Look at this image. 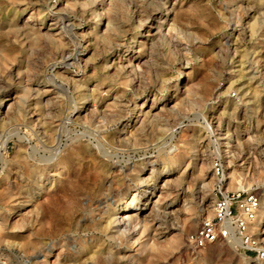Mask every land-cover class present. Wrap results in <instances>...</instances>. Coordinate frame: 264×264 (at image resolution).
<instances>
[{"label": "rangeland", "instance_id": "rangeland-1", "mask_svg": "<svg viewBox=\"0 0 264 264\" xmlns=\"http://www.w3.org/2000/svg\"><path fill=\"white\" fill-rule=\"evenodd\" d=\"M51 1L0 0V142L8 140L6 148L0 145V186L4 181L9 185L0 187V264H59L64 255L75 254L76 246L72 244L80 240L87 247L102 249L101 255L90 260L94 264H264V258H257L255 253L244 255L237 250L235 242L216 241L196 249L186 241L198 222L212 215L217 183L212 168L215 159L223 167L220 180L228 171L242 173L240 183L227 179L223 187L257 190L264 210V9L254 13L247 9L257 7L258 0H113L111 5L104 0L100 7L92 3L94 0H69L73 4L85 2L84 8L91 12L82 14L74 6H59L60 12L68 13L70 23L76 25L73 42L63 45L39 34L48 30L53 19L47 6ZM140 4L162 13L161 18H155L150 28L153 36L148 40L146 23L138 21ZM100 12L111 20L114 30L102 25ZM252 24L256 27L250 36ZM170 28L173 33L167 31ZM103 34L111 39H104ZM140 42L143 44L138 48ZM64 49H76L77 60L58 63ZM137 49L143 54L139 71L123 73L117 62L112 68L116 54L125 58ZM240 55L246 62L244 77L238 74L236 61ZM54 88L61 91L55 93ZM36 89L52 91L34 105L39 100H33ZM84 104L91 107L75 113ZM140 105L147 112L146 121L135 125L132 115ZM55 120H60L61 127L58 131L54 128L45 140L38 130ZM127 130H131L132 140L124 141L121 136L118 142L120 132ZM75 145L90 146L93 154H105V159L116 164V170L111 169L118 180L106 183L108 187L100 188V192L116 193L119 203L136 193L141 196L147 186H142L140 179L126 180L130 187L121 192L125 165L163 163L159 167L165 165L170 170L169 179L178 199H171L164 190L153 201L161 197L166 209L155 204L145 207L143 201L133 208L141 218L154 217L153 228L159 231L166 230L171 208H188L190 219L183 225L180 243L170 239L172 232L149 239L151 242L142 238L131 246L140 236L139 225L133 241L118 234L107 240L95 226L99 210L90 201L93 197L89 187H52L49 179L42 190H36L37 207L30 205L33 202H24L26 188L33 191L32 187H21L31 179V170L47 171L45 166L64 158ZM174 153L179 156L169 160ZM69 158L63 159L65 172L73 184L78 179L82 183L92 169L88 155ZM151 166L140 167V177L148 175ZM161 175L157 184L166 187V174ZM141 206L145 209L140 211ZM68 216L74 218L73 226L67 224ZM170 221L173 227H180L181 220ZM256 221L253 233L258 246L264 249V213H259Z\"/></svg>", "mask_w": 264, "mask_h": 264}, {"label": "bare ground", "instance_id": "bare-ground-1", "mask_svg": "<svg viewBox=\"0 0 264 264\" xmlns=\"http://www.w3.org/2000/svg\"><path fill=\"white\" fill-rule=\"evenodd\" d=\"M101 2V3H100ZM104 2V0H100V1H97V0H94L92 1V3L95 4V6H98L100 7L99 5H102ZM113 2V0H107V5H111ZM153 2V1H152ZM155 2V1H154ZM158 2V0L156 1ZM76 4V5H75ZM75 4L73 3H70L69 0H53L49 3L48 6V10L52 12V15H53V19L51 21V23L49 24V28L48 30L44 33H39L40 35H42V37H45V39L49 40L51 43H54V44H60V45H63V44H69L70 42L72 43L73 42V28L76 27V25H74L73 23H70V20H72L71 16L66 13V12H60V8L59 6L63 5L65 7H68L69 9H73V6H74V10H77V12H81L82 14H88L90 13L91 11L89 10H86L84 8V5H85V2H80V1H75ZM129 4V3H128ZM132 4V3H131ZM258 6L257 7H253V6H250L248 7V12H257L258 10H263L264 9V0H258L257 3ZM137 3H135V7H136ZM251 5V4H250ZM77 6V7H76ZM147 5H144V4H140L138 7H139V12H138V17L140 18V20L138 21H142L144 23H146V30H145V38L148 40V39H151V31H150V28H152V26L154 25L155 23V18H161L162 16V13L160 10H156V9H149L146 7ZM150 7V6H149ZM95 8V7H94ZM229 8V7H228ZM137 9V8H136ZM63 10V9H62ZM101 11V10H100ZM73 12V11H72ZM95 12V11H94ZM226 12V11H225ZM261 12V11H260ZM35 13V12H34ZM75 13V12H74ZM72 14V13H70ZM81 14V15H82ZM105 14L102 12L98 13V16H99V20H101L102 18H104ZM143 16H147L145 20H143ZM80 17V16H79ZM167 17V16H166ZM138 18V19H139ZM43 22V21H41ZM172 23V22H171ZM258 23V22H257ZM106 24V28L107 29H112L114 30V25H112L113 23L111 22V20L108 18V17H105L104 18V22L102 25H105ZM143 25V23H141ZM139 25V23H138ZM169 27V26H168ZM254 24L250 25V28L248 30V32L250 33V36H252L254 34ZM53 29V30H52ZM173 29V28H172ZM172 29L170 28L169 30L167 29V31H172ZM55 31V32H54ZM175 31V30H174ZM1 32V31H0ZM177 32V31H176ZM82 33V32H81ZM67 34V35H66ZM167 34V33H166ZM175 34V33H174ZM103 35H106V34H103ZM164 35V33H163ZM113 36V35H112ZM144 36V35H143ZM161 36V35H160ZM167 36V35H166ZM175 37V36H174ZM172 37V38H174ZM72 38V39H71ZM104 39H111V37H109L108 35L104 36ZM175 39V38H174ZM179 40V39H178ZM140 41V40H139ZM145 41V40H143ZM141 41V42H143ZM137 43V47L140 48L141 45L144 43ZM146 43V42H145ZM117 45V44H116ZM69 47V46H68ZM73 47H75V45H73ZM72 49V47H71ZM74 49V48H73ZM238 49V48H237ZM76 50V49H75ZM74 50V51H75ZM31 51V50H30ZM67 52L66 49L62 50L61 53H60V57H61V60L58 62V63H66L68 64V61L69 60H77V55H76V52ZM133 51V50H132ZM56 54V53H54ZM123 55V54H122ZM239 55V54H238ZM257 55V54H256ZM116 56L118 58H115L113 60V66L112 68L115 66V63L116 64H119L117 67L119 68V70L121 69V71L123 73H126V74H131V73H134L135 71H139L141 69V60L143 58V54L141 52L140 49H137L136 51H133V52H130L129 54L126 55L125 58H123V56H120V54H116ZM244 55H240L238 58V60L236 62L239 63V67H240V70H239V76L240 77H244L243 76V70H244V61H243V58ZM60 59V58H59ZM205 59V58H204ZM65 64V65H66ZM246 67V66H245ZM7 70V69H6ZM30 70V69H29ZM118 71V70H117ZM5 73V72H4ZM11 73V72H10ZM253 73V72H252ZM3 74V73H2ZM1 74V75H2ZM4 75V74H3ZM6 77V75H5ZM4 77V78H5ZM247 77V76H245ZM3 78V79H4ZM1 79V78H0ZM245 79V78H244ZM156 81V80H155ZM2 82V81H1ZM53 82V81H52ZM253 82V81H252ZM256 82V81H255ZM258 82V81H257ZM3 83V82H2ZM1 83V84H2ZM247 83V81L245 82ZM244 83V84H245ZM26 85V84H25ZM4 86V85H3ZM54 86V85H53ZM58 86H61V85H58ZM80 86V85H79ZM1 87V86H0ZM36 87V86H35ZM56 87V86H55ZM208 87V86H207ZM34 90V89H33ZM53 90H56V88H54ZM250 90V88H249ZM52 90H42V89H36V95L35 97H33V100L37 99L38 97V101H34V105L36 104H40L43 100L44 97H46ZM61 91V89L57 88L56 92L55 93H59ZM22 94V93H21ZM32 94V93H31ZM34 94V93H33ZM88 95V94H87ZM18 97V96H16ZM27 97V96H26ZM58 97V96H57ZM253 97V96H252ZM249 98V97H248ZM22 98H20L21 100ZM247 99V98H245ZM16 100V99H15ZM32 100V101H33ZM16 102V101H15ZM22 102V101H21ZM135 102V101H134ZM124 103V102H123ZM122 103V104H123ZM89 107H91L90 104H84L80 107H77L76 110H75V113H78L82 110H88ZM120 107V106H119ZM143 105H140L138 106V108L136 109L135 112H133V123L136 125L137 123L139 122H144L146 121L145 118L147 116V112L144 111L143 109ZM22 108V107H21ZM107 108V107H106ZM125 108V107H123ZM19 109V108H18ZM47 109V108H46ZM55 109V108H54ZM122 109V108H121ZM21 110V109H20ZM31 110V109H30ZM52 110V109H51ZM123 110V109H122ZM23 112V111H22ZM32 112V111H31ZM223 113V112H222ZM107 114V113H106ZM109 114V113H108ZM23 117L25 116L24 113H22ZM36 115V114H35ZM7 117V116H6ZM30 118H32V116H30ZM218 118V117H217ZM29 119V118H28ZM58 119V118H57ZM25 120V119H24ZM34 121V120H33ZM49 121V119H48ZM84 123V122H83ZM133 123L131 124V126H133ZM48 126V125H47ZM37 127V126H36ZM61 127V122L60 120H55L53 121V123L51 125H49L48 127H45V128H40L38 131L39 133L42 135V137L47 140L49 138V136L51 135V132L54 131V128L56 131H58ZM136 127V126H135ZM39 128V127H38ZM55 136V135H54ZM121 136L124 137V141L125 140H132L131 136H132V133H131V130H127V131H124V132H120V134L118 135L117 139H119ZM59 137V136H58ZM123 139V138H122ZM118 142H120V139L117 140ZM128 142V141H127ZM8 144V140L5 139L4 141L0 142V145L3 147V148H6ZM122 144V143H121ZM112 146V145H111ZM1 147V148H2ZM47 147V146H46ZM90 147V146H89ZM87 147L85 145V147L81 146V145H75L71 148L70 151H67L66 152V155L64 158H60L58 160H56L55 162H53V164H48L47 166H45V168L47 167L48 169H46L47 171L45 172H42L40 173L39 171H36L35 169H32L31 172L33 173L32 174V177L31 179H28L27 181H24V183L22 184L21 187H32L33 188V191L30 193L28 192V188H26V193H25V197L27 198L26 200H23L24 202H33L32 204L30 203V205H33L35 207H37V205L39 204V200L35 197V193H36V190L38 189H41V187H45V182L48 181L49 179H52V187H89L87 189H89V195L91 197H93L92 199H90V201L95 205L94 209L95 210H99L96 215H95V218H94V222L96 223V227L98 230H101L104 232V234L106 235V239L107 240H112L114 238V234H118L119 237H123L125 238L127 241H129L130 239H134V232L135 230L137 229V226L139 225V231H140V236L139 238L137 239H134L133 242H131V246H135V243L137 242V244L140 243L141 239L142 238H145L146 237V241L149 240V239H152V238H156L158 237L159 235L161 234H164V233H172L171 234V237L170 239L171 240H174L176 241L178 244L181 241L180 238L182 237V234H181V231H182V228H183V225L185 222H187L190 218V216L187 217V215L189 214V211L188 208H183L180 210H175L173 208H171L170 210V213H169V219H167V224L164 229H166L165 231H159L157 229V227L153 228L155 225H156V222H154V217H149L150 219L146 218V217H140V214L139 211L138 212H135L137 208H133L135 205H138L139 204V201H143L142 205L145 206V207H148L150 208L149 206L151 204H155L157 205L158 207L157 208H165V204L163 202H161L159 199L161 198H158L156 201H153L154 198H156L158 196V194L160 192H163L164 190H167L168 194L167 196H170L171 199H175L177 200L178 198L176 197L177 194L174 193L175 192V189H174V183L173 181H171L169 179V174H170V170H167L166 166L164 165L163 168L161 169L159 167L160 164H163L161 162H158V161H153V162H142V163H139V164H133L132 166H129V165H125V171H124V175L121 177V179L123 180L122 182V187L121 188V192L123 191H126L129 189L130 185L129 184H126V180H139L141 181V185L144 186V185H147L145 188L142 189V194L141 196L138 197V194H133L132 197L130 198L129 196L125 197L126 200H122V202L119 203L118 201V198H115L116 197V193L112 194L111 191H106L105 193L103 192H100V188H105V187H108V184L106 183H112V181H117V177H116V173L113 169H111V167H116V164L108 161L107 159H105L104 156H106L105 154H102L100 155L101 153H92L90 148ZM177 148V147H176ZM176 148H174L173 150H175ZM181 149V148H180ZM82 154H87L88 155V161L91 162V166H92V169L91 171H89V173L86 175L83 171H80L83 172L86 176L84 178V182L82 181V183L80 182L81 180L78 179V183H75L73 184V182L69 179L71 176L70 175H67V173L65 172V169H66V163L64 164L63 162V159H67L69 158L71 160V157L73 156H81ZM96 154V155H95ZM178 154L174 153L173 155L169 156V160L175 158ZM183 155V154H182ZM84 156V155H83ZM111 156V155H110ZM179 156V155H178ZM52 157V156H51ZM85 158V156H84ZM85 159V160H86ZM174 160V159H173ZM184 160V159H183ZM86 161V162H88ZM161 161V160H160ZM78 162V161H76ZM80 162V161H79ZM163 162V161H162ZM168 162V161H167ZM166 162V163H167ZM170 162V161H169ZM168 162V163H169ZM46 163V162H45ZM81 163V162H80ZM76 164H79V163H76ZM179 164V163H178ZM74 165V164H72ZM118 165V164H117ZM146 165H152L151 166V170L148 172V175L146 174L145 177H140L141 174H138V169L142 166H146ZM79 166V165H78ZM86 166V165H85ZM38 167V166H37ZM71 167V166H69ZM35 168V167H34ZM74 168V167H73ZM82 168V167H81ZM88 168V167H87ZM232 168V166H227V169H230ZM68 169V168H67ZM202 169V168H201ZM116 170V169H115ZM140 170V169H139ZM142 170V169H141ZM194 170H197V168H195ZM68 171V170H67ZM86 171V170H85ZM198 171H201V170H198ZM77 172V171H76ZM79 172V171H78ZM80 172V173H81ZM69 173V172H68ZM72 173V172H71ZM161 173H164L166 174V177L164 178V181L166 182V187L164 186H161V184L159 185V183L157 184V182H159V178L162 176ZM82 174V173H81ZM193 174V173H192ZM228 175L224 174L223 175V178L225 180L228 179L229 180H232V182H236V183H240L242 181V173L241 172H237L236 170H232V171H228L227 172ZM106 176L107 179H105V185L104 184V181L102 182V178L103 176ZM82 176V175H81ZM80 176V177H81ZM192 176V175H191ZM198 176L199 174L197 175V179H198ZM72 177H75V176H72ZM77 177V176H76ZM215 177V175H214ZM30 178V177H29ZM79 178V176L77 177ZM116 178V179H115ZM76 179V178H75ZM195 179V178H194ZM74 180V179H73ZM173 180V179H172ZM197 181V180H196ZM76 182V181H75ZM230 181V183H232ZM50 183V185H51ZM229 183V182H228ZM229 185V184H228ZM1 186L2 187H9L8 184L2 182L1 183ZM0 186V187H1ZM137 186V185H136ZM49 187V185H48ZM138 187V186H137ZM178 187V186H177ZM229 186L226 187V189L228 188ZM85 188V189H86ZM230 188V187H229ZM73 189V188H72ZM75 189V188H74ZM86 189V190H87ZM243 189V188H241ZM52 190V189H51ZM56 190V189H55ZM76 190V189H75ZM74 190V191H75ZM78 190V189H77ZM85 190V191H86ZM102 190V189H101ZM228 190V189H227ZM46 191V190H45ZM119 191V190H118ZM21 192V191H20ZM125 192V194H127ZM44 193V192H43ZM64 193V192H63ZM103 193V194H102ZM31 194V195H30ZM162 194V193H161ZM88 195V196H89ZM46 196V195H45ZM83 196V194H82ZM85 196V195H84ZM42 197V195L40 196ZM55 197V196H54ZM159 197V196H158ZM44 198V197H43ZM46 198V197H45ZM85 198V197H84ZM89 198V197H88ZM163 198V197H162ZM213 198L212 197V201H213ZM87 199V198H86ZM183 201L186 202L188 199H186L184 196L182 197ZM22 201V202H23ZM62 201V200H61ZM72 201V200H71ZM89 201V200H88ZM191 202V199L189 200ZM154 202V203H153ZM165 202V201H164ZM74 203V202H73ZM186 204V203H185ZM29 205V204H28ZM76 205V204H75ZM101 205H103V207H100ZM154 205V206H155ZM92 206V205H91ZM153 207V206H152ZM151 207V208H152ZM69 208V207H68ZM156 208V207H155ZM58 209V208H57ZM71 209V208H70ZM73 209V208H72ZM140 211L145 209V208H142L139 207L138 208ZM166 209V208H165ZM76 210V209H75ZM152 210H154L152 208ZM191 210V209H190ZM65 211V210H64ZM70 211V210H69ZM132 211V213H131ZM151 211V210H150ZM156 211V209L154 210ZM154 211L152 213H154ZM159 211V210H158ZM192 211V210H191ZM68 212V211H67ZM73 212V211H71ZM135 212V213H133ZM157 212V211H156ZM61 214V212H59ZM63 213V212H62ZM66 213V212H65ZM64 213V214H65ZM91 213V212H90ZM93 213V212H92ZM188 213V214H187ZM259 213H264V210H262V207L260 205V208L258 210V214ZM56 214V213H55ZM192 214V213H191ZM258 214H257V217H258ZM70 215V214H69ZM24 216V215H23ZM60 216V215H58ZM72 216V215H71ZM152 216V215H151ZM66 217V216H65ZM64 217V218H65ZM74 217V215H73ZM73 217H70L68 216L67 219H66V222L67 224H69L70 226L73 224ZM85 217V216H84ZM94 217V215H93ZM57 218V217H56ZM82 219V217H81ZM84 219V218H83ZM172 219H175V220H181V224H180V227L178 228H175L173 227L172 223L170 220ZM79 220V218H78ZM170 221V222H169ZM65 222V223H66ZM93 222V223H94ZM180 222V221H179ZM257 222V221H256ZM79 223V222H77ZM148 223H151L150 224V228L148 229ZM50 224V223H49ZM66 224V225H67ZM81 224V223H80ZM86 225V224H85ZM73 226V225H72ZM38 227V226H37ZM63 227V226H62ZM75 227V226H74ZM79 227L76 225V228ZM85 227V226H84ZM86 228V227H85ZM95 228V227H94ZM122 228V230H121ZM40 229V228H39ZM53 230V229H52ZM178 230V232H176ZM76 231V230H75ZM159 231V232H158ZM150 235V236H149ZM118 237V238H119ZM85 238V237H84ZM99 240V239H98ZM153 240V239H152ZM170 240V241H171ZM82 243L83 241L80 240ZM150 241V240H149ZM173 241V242H174ZM80 242V243H81ZM85 242V241H84ZM98 242V241H97ZM151 242V241H150ZM172 242V243H173ZM235 242V244H237L238 246L240 245V242L239 240H235L233 241ZM42 243V242H41ZM53 243V242H52ZM80 243H76V244H72L75 248L76 246V250L74 251V255L72 256H63L62 257V262H60L59 264H83L88 262L87 264L91 263V259H95V257H98V255H101L99 254L100 251L102 250L101 248H99V246H97L98 248L96 249H93V248H90V247H87L85 244H80ZM92 243V242H91ZM90 243V244H91ZM171 243V242H170ZM169 243V244H170ZM176 243V245H177ZM32 244V243H31ZM45 244V243H44ZM71 244V243H70ZM97 244V243H96ZM151 244V243H150ZM47 245V244H46ZM88 245V244H87ZM232 245V244H231ZM55 245H51L50 246V249H52ZM89 246V245H88ZM101 246V245H100ZM48 247V246H47ZM92 247V246H91ZM40 248V247H39ZM42 248V247H41ZM44 249H47L46 247ZM179 249V248H178ZM107 250V249H106ZM165 250V249H164ZM172 250V249H171ZM69 251V250H68ZM73 251V250H72ZM25 252V251H24ZM84 254V255H83ZM51 255V254H48L46 256L45 259L48 258V256ZM180 255V254H179ZM85 256V258H84ZM104 256V255H102ZM100 257V256H99ZM173 257V256H172ZM178 257V256H177ZM181 257V256H180ZM179 257V258H180ZM183 257V256H182ZM116 258V257H115ZM163 258V257H162ZM165 258V257H164ZM99 259V258H98ZM118 259H123V257H118ZM126 259V258H125ZM196 259V257L194 258ZM246 259V263L249 262V260L247 258ZM177 260V259H176ZM193 260V259H192ZM43 261V260H42ZM112 261V260H111ZM103 262V261H102ZM101 262V263H102ZM117 262V261H115ZM97 263V262H96ZM191 263V262H190ZM199 263V262H198ZM43 264V263H41ZM91 264H94L91 263Z\"/></svg>", "mask_w": 264, "mask_h": 264}, {"label": "built area", "instance_id": "built-area-1", "mask_svg": "<svg viewBox=\"0 0 264 264\" xmlns=\"http://www.w3.org/2000/svg\"><path fill=\"white\" fill-rule=\"evenodd\" d=\"M212 168L217 176L214 198L211 205L212 215L203 217L193 231L187 234L190 247L203 249L216 241L232 243L239 240L237 250L244 255L255 253L264 258V249L258 246L253 229L261 205L259 192L252 188L227 190L220 161L215 159Z\"/></svg>", "mask_w": 264, "mask_h": 264}]
</instances>
